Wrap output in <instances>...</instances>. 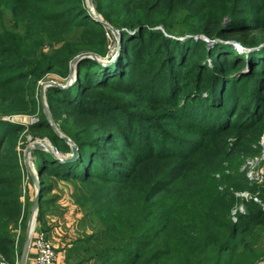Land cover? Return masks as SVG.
Listing matches in <instances>:
<instances>
[{"label": "trees", "instance_id": "16d2710c", "mask_svg": "<svg viewBox=\"0 0 264 264\" xmlns=\"http://www.w3.org/2000/svg\"><path fill=\"white\" fill-rule=\"evenodd\" d=\"M196 1L94 0L105 20L123 33L122 52L109 64L82 59L70 87L46 91L55 121L80 154L63 162L45 149L33 150L39 160V219L55 180L74 185L77 180L88 190L101 223L91 220L95 232L80 239L76 264L93 260L90 251L115 246L128 251L125 264H256L264 259L261 205L246 202L245 214L232 220L234 191L260 190L241 167L262 152L264 55L244 70L247 51L264 45V0L259 6L245 0L258 12L255 18L239 13L242 0ZM187 2L200 11L175 9ZM179 14L185 15L177 23ZM108 31L91 17L86 0H0V254L10 264L21 256L16 230L25 225L29 201L23 200L27 136L45 134L58 151L71 152L46 116L41 81L50 74L67 78L79 54L105 56ZM188 34L237 40L244 51H231L233 44H227L218 55L201 38L179 41ZM48 43L59 46L44 50ZM135 51L153 60L139 62L143 55ZM202 51L212 66L197 65ZM155 68L156 84H147L146 73ZM222 78H227L224 85H215ZM14 116L38 121L6 119ZM228 165L244 175L243 186H234ZM97 234L106 236L96 250L91 241Z\"/></svg>", "mask_w": 264, "mask_h": 264}, {"label": "rangeland", "instance_id": "374dc122", "mask_svg": "<svg viewBox=\"0 0 264 264\" xmlns=\"http://www.w3.org/2000/svg\"><path fill=\"white\" fill-rule=\"evenodd\" d=\"M87 1V5H88V12L89 14L94 16V13L93 11L95 10L91 5L90 3ZM199 0H197L196 2H198ZM224 1V0H223ZM229 1V0H227ZM243 1V4H240L239 5V13L241 15H250V16H253L254 18L255 17H258V12L255 10L252 9L251 6H249L248 4H244L246 3L245 0H242ZM256 3L257 6L261 5L263 0H252ZM94 7L96 8L95 6V2H94ZM175 9L177 10H182V12H186V13H189V12H195V11H200V9H197L194 6L190 5L188 2L182 6H176ZM97 10V8H96ZM98 11V10H97ZM181 12V13H182ZM185 14H179V18H180V21H177V23H180L181 22V18L184 16ZM7 21L10 19V15L7 14ZM228 17H226L224 19V23H226V19ZM105 19V18H104ZM176 23V24H177ZM184 24V23H183ZM157 28H161V26H158ZM107 29L109 30L108 31V36H109V45H108V48H107V53L105 56H101L103 59L106 58V59H117V57L120 55V53L122 52L121 49L119 50V47H118V38L116 36V34L114 33L113 30H111L110 28L107 27ZM163 29V28H162ZM161 29V30H162ZM157 30H160V29H157ZM193 36V34H188L187 36H182L180 35V39L179 41H183V42H187L188 44L189 43H193L191 41H189V37ZM203 35H201L200 37L198 36H193V38L195 40H198L199 38H201ZM177 38V37H175ZM203 41H204V38H201ZM124 36H123V41H124ZM206 44L209 46V48L213 49L218 55L220 52H223L226 48L225 47H230L231 45H227V44H233V48L231 51H235L236 49L240 52H243L244 49H243V46L239 43V41L237 40H230V41H226V40H223V39H216V40H210V42H206ZM59 45L58 44H46L45 47H44V50H49L53 47H58ZM263 48L260 49L258 48L259 50H254L252 51L253 53L247 51L248 53H246V56L247 57H250V59H248L246 61V64H245V70L244 72H249V70L247 69V67H249V65L252 63V60L253 58L256 57V60H258L260 58V56H262V54L264 55V45L262 46ZM137 55H143V58H140V56H138L137 60L139 62H142V63H146L147 60L150 58V60H153V55L152 56H147V52H142L141 54H139V52L135 51ZM146 57V62H144V58ZM199 58V61L197 62V65L200 66V67H203V68H206V67H210L214 64L213 60L211 59V57L208 55V54H204L203 51L202 53H200V55L198 56ZM264 58V56H263ZM90 59H93V58H90ZM162 60V58L160 57L159 60H158V63H160V61ZM260 60V59H259ZM151 67L148 69L150 70ZM192 69L189 70V73L191 75V78L194 79L196 77V70L194 71V73H191ZM142 74H145V70L142 72ZM147 75L145 76V81L147 84H149L150 82L154 84H156V81H155V78L153 75L157 76L158 74V71H156V68L149 73H146ZM232 76V75H231ZM227 78H222L220 81L217 80V82L215 83V85L217 84V86L221 87L222 85H224L223 82L226 81ZM77 80V76L76 78H74V81L71 82L70 80V77L68 75L67 78H63V77H59L57 75H54V74H50L46 77V79L42 80L41 83L43 82H53L54 84L50 85H46L45 87V102L46 104L48 105L49 109H50V106H49V102H48V96H47V89L50 87V86H58V87H61V88H68L71 86V84H73L75 81ZM229 81V80H228ZM50 85V86H49ZM257 86H254V88H256ZM207 95V94H205ZM251 102L248 101L247 103V106L250 108L251 106ZM51 110V109H50ZM257 110V107H256V104L253 103V106H252V111H256ZM52 113V112H51ZM47 116V115H46ZM17 117V116H16ZM20 118V117H18ZM54 118V117H53ZM141 119L140 117H137V122L138 124L140 125V127H142V124H141ZM55 120V118H54ZM21 121V123H24V124H31L33 122H36L38 121V118L35 117V116H26V120L25 118H20L19 122ZM14 122H17V121H14ZM57 126L59 127V122L55 121ZM60 129V127H59ZM61 130V129H60ZM62 131V130H61ZM65 134V133H64ZM66 135V134H65ZM39 136H42V140L44 141L45 139L46 140H49L51 141V144L53 145V148H54V151L57 153V152H60L56 149L53 141L49 138V136L45 135V134H31L29 133V135L27 136V146L30 145V140L31 138L33 137H36L37 139H39L40 137ZM68 136V135H67ZM71 138V137H70ZM40 141V140H39ZM47 144H50V142H47ZM262 144V152L261 154H259L258 156H254V157H249L247 158V161L245 162V166L246 168H243L244 165L241 167V169L245 171V176L248 177L249 181L253 184H258V190L257 192H253L251 191V189L249 190H245L246 188H242L241 190H235L234 193H235V206L233 207V209L235 207H239L240 205H243L244 207V211H243V214H245L246 212V207H245V203L248 202V201H251L253 200L254 202L256 203H259L262 207V212H264V196H260L259 195V192H262L264 193V156H263V153H264V138H263V141L261 142ZM26 149L27 147H25L24 150V153H23V165H24V180H23V200H29L28 201V204H27V207H26V215H25V218H26V222H25V225L24 226H20L17 230H16V237H17V244H18V248L19 250L21 251V254H22V251H23V247H24V241H25V237H26V234H27V231H28V226H29V218H30V214H31V209H32V204H33V199H34V196H35V193H36V185L33 181V178H32V174L31 172L33 171L35 176L38 174V164H39V160L36 159V153L33 152V150L30 152V153H27L26 154ZM239 158V157H238ZM237 157L235 158V161H236ZM250 161V164H248V162ZM234 164V162H233ZM226 172L229 174V178L231 176H234L236 179L234 180V186L236 187H241L243 186L244 184H241L243 183V177L244 175H241L239 173L236 172V170L232 169L230 167V165H228V168L226 170ZM249 172L251 175H249ZM232 174V175H230ZM217 176H219V174H217ZM37 178L39 179V174L37 176ZM38 181V180H37ZM229 181V180H228ZM74 182V181H72ZM28 184H31V187L28 186ZM237 184V185H236ZM226 185V184H225ZM74 186V190H75V201L77 203V205L79 204V206H81V212L83 214V218H82V223H83V226L84 228L87 227V226H90V222L91 220H96L97 222L100 223V218L98 216H96L95 214H93V210H94V203L92 202V200L88 199L86 194L88 193V190L83 187L77 180L75 182V185L73 184ZM30 191V193H29ZM242 193H246L245 195H243ZM83 194V198H82V204L79 202V197ZM31 195V197H30ZM257 198V199H256ZM260 200V201H258ZM232 209V210H233ZM85 219H87V221L85 222ZM233 220V219H232ZM238 220V219H237ZM234 221V220H233ZM236 222V221H234ZM101 224V223H100ZM103 227V225H102ZM94 232H95V229H94ZM83 235H86V231L84 230V233L81 234V236ZM106 236V235H102L99 237V234H97L95 237H93V240L91 241V244L93 246H97V244L100 242L101 244L104 242L103 241V237ZM263 246V243L261 244ZM101 245L97 246L96 250L100 247ZM102 247L105 248V250H108L109 247H108V242H105ZM116 247V246H115ZM115 247H112L110 251H90L91 253V257L93 260H91L90 262H87L85 264H125L127 261H129L128 259H130V256L127 255V252L128 251H122L121 248H115ZM74 257V258H73ZM73 262L76 261L75 259V256H73ZM4 258V257H3ZM21 258V256H20ZM5 259V258H4ZM20 260V259H19ZM6 262H8L6 259H5ZM9 263V262H8ZM264 263V259H261L259 260L256 264H262ZM10 264V263H9Z\"/></svg>", "mask_w": 264, "mask_h": 264}, {"label": "crops", "instance_id": "0c3cea01", "mask_svg": "<svg viewBox=\"0 0 264 264\" xmlns=\"http://www.w3.org/2000/svg\"><path fill=\"white\" fill-rule=\"evenodd\" d=\"M28 186L31 187V184ZM43 208L44 216L39 219L38 211L33 232L43 230L53 242L57 250L56 264H76L71 258L77 256L78 246L81 245L80 239L84 236L81 234L84 230L86 234H92L94 227L90 225L84 228L83 226L81 221L83 214L75 201L73 184L66 180H55L52 189L44 198ZM27 264H36V249L33 241Z\"/></svg>", "mask_w": 264, "mask_h": 264}, {"label": "water", "instance_id": "95a60500", "mask_svg": "<svg viewBox=\"0 0 264 264\" xmlns=\"http://www.w3.org/2000/svg\"><path fill=\"white\" fill-rule=\"evenodd\" d=\"M88 2L95 9L93 11L94 18L96 20H98L99 22L103 23L106 27H108V28H110L111 30L114 31V33L116 34V36L118 38V47H119V50H120L122 48V46H123V33L119 29H116L114 26H112L109 22H107L104 19V17L96 10V8L94 7V0H88ZM243 49H244V47H243ZM84 58H93V59H96V60H98L99 62H101L103 64H109V63L114 61V59H111V60L110 59H106V58L103 59L102 57H100L97 54L92 53V52H86V53L79 54L71 62L70 73H69V77H70L71 82L74 81V78H76V76H77V66H78L79 62L82 59H84ZM48 84L52 85L54 83L53 82H43V83H41V101H42L44 110L46 112L47 118H48L51 126L53 127V129L58 133V135L60 137L64 138L65 141H67L69 143V145L71 146V152H69V153L57 152L56 153L54 151L53 145L51 144V141L46 140V139L43 141L42 140L43 139L42 136H39L40 137L39 139H37L36 137L31 138L30 145H28L27 149H26V154L30 153L35 148H41V149H45V150L51 152L60 161H63V162L74 161L80 154L79 147H78V145L75 143V141L73 139H71L69 136L65 135L59 129V127L57 126V124H56V122H55V120L53 118L51 110L49 109L48 105L45 102V87ZM6 119L17 121V122H19V120H20V118H18V116L17 117L14 116L12 118L8 117ZM47 142H50V144H47ZM31 174H32L33 181H34V183L36 185V193H35V196H34V199H33L31 214H30V218H29L28 231H27V234H26V237H25L24 247H23V251H22V254H21V258L19 260V264H27L29 253H30V250H31V244H32L33 227H34L35 221L37 219L38 211L40 209L41 183L39 181H37V175L35 176L33 171L31 172Z\"/></svg>", "mask_w": 264, "mask_h": 264}, {"label": "built area", "instance_id": "2783aa9c", "mask_svg": "<svg viewBox=\"0 0 264 264\" xmlns=\"http://www.w3.org/2000/svg\"><path fill=\"white\" fill-rule=\"evenodd\" d=\"M205 42H210V39L203 35ZM264 138V137H263ZM263 141V140H262ZM264 156V153H263ZM250 164V161L248 162ZM252 174V173H251ZM249 172V175H251ZM245 195L246 193H242ZM257 199V198H256ZM260 201V200H258ZM244 207L240 205L232 210V219L237 221V216L239 212H243ZM33 246L36 249V264H56L57 263V250L53 245V242L47 236L43 230H39L37 233H32ZM0 264H9L0 254ZM19 264V262L17 263ZM264 264V263H262Z\"/></svg>", "mask_w": 264, "mask_h": 264}, {"label": "bare ground", "instance_id": "6f19581e", "mask_svg": "<svg viewBox=\"0 0 264 264\" xmlns=\"http://www.w3.org/2000/svg\"><path fill=\"white\" fill-rule=\"evenodd\" d=\"M18 117H20V118H22V119L25 118V120H26V116H18ZM37 180L39 181L40 179L37 178ZM39 182H40V181H39Z\"/></svg>", "mask_w": 264, "mask_h": 264}]
</instances>
